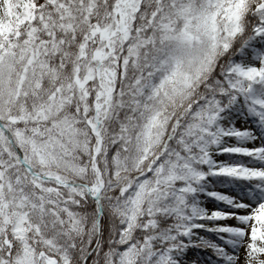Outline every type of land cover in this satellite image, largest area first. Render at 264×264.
<instances>
[{"label": "snow or ice", "instance_id": "snow-or-ice-1", "mask_svg": "<svg viewBox=\"0 0 264 264\" xmlns=\"http://www.w3.org/2000/svg\"><path fill=\"white\" fill-rule=\"evenodd\" d=\"M0 264H264V0H0Z\"/></svg>", "mask_w": 264, "mask_h": 264}, {"label": "trees", "instance_id": "trees-1", "mask_svg": "<svg viewBox=\"0 0 264 264\" xmlns=\"http://www.w3.org/2000/svg\"><path fill=\"white\" fill-rule=\"evenodd\" d=\"M196 256H197V253H191L190 254V259H194V258H196Z\"/></svg>", "mask_w": 264, "mask_h": 264}]
</instances>
